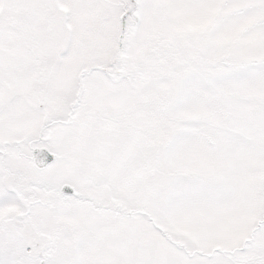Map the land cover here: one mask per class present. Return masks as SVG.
I'll use <instances>...</instances> for the list:
<instances>
[{"label": "snow or ice", "instance_id": "snow-or-ice-1", "mask_svg": "<svg viewBox=\"0 0 264 264\" xmlns=\"http://www.w3.org/2000/svg\"><path fill=\"white\" fill-rule=\"evenodd\" d=\"M0 264H264V0H0Z\"/></svg>", "mask_w": 264, "mask_h": 264}]
</instances>
